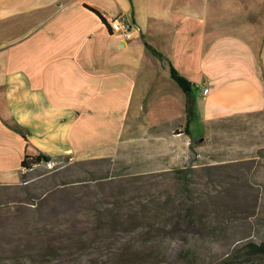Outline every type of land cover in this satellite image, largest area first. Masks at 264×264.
I'll return each instance as SVG.
<instances>
[{"label":"crops","instance_id":"1","mask_svg":"<svg viewBox=\"0 0 264 264\" xmlns=\"http://www.w3.org/2000/svg\"><path fill=\"white\" fill-rule=\"evenodd\" d=\"M117 17L138 31L113 34ZM172 69L190 85L188 135ZM261 113L264 0H0V184L26 156L113 158L135 143L186 164Z\"/></svg>","mask_w":264,"mask_h":264},{"label":"rangeland","instance_id":"2","mask_svg":"<svg viewBox=\"0 0 264 264\" xmlns=\"http://www.w3.org/2000/svg\"><path fill=\"white\" fill-rule=\"evenodd\" d=\"M191 131L199 139L202 125ZM150 148L135 143L113 158L50 157L22 169L16 183L0 184V264H116L113 250L98 249L111 240L93 229L107 219L101 211L129 215L155 199L193 202V219L205 227L182 230L163 243L165 251L138 264H222L228 258L246 264L244 246L264 242V113L216 129L192 146L186 164L165 166ZM189 164L196 169L187 187H176L164 173ZM250 260L264 264V256Z\"/></svg>","mask_w":264,"mask_h":264},{"label":"trees","instance_id":"3","mask_svg":"<svg viewBox=\"0 0 264 264\" xmlns=\"http://www.w3.org/2000/svg\"><path fill=\"white\" fill-rule=\"evenodd\" d=\"M152 52L156 56L161 57V55L154 50H152ZM171 76L186 95L185 133L188 135V126L193 105L190 85L173 69L171 70ZM15 129L21 132L20 129ZM49 160L50 157L42 154H38L33 157L26 156L21 163V168L23 170H29L33 165H38ZM209 167L213 166H201L200 169L207 170L210 169ZM194 169H196L195 165L189 164L181 168L164 171V173H167V175L171 177V180L176 187H187L189 185V177L195 174ZM137 179L141 178H134V180ZM149 203L147 205L148 207L145 209L129 215L120 213L119 211L112 215V209H104L101 211L100 214L106 216L107 219L98 221L94 225L93 229L96 232L107 233L111 237V240L109 242H104L98 249L108 251L113 250L116 264H138L137 262H139V259L144 255L158 256L165 251L166 247L163 243H165L169 238L174 239L177 237L182 230L194 229L198 233L204 230L205 224L199 225V223L193 219L192 215L196 207L193 202L189 203L188 206L184 205V202H177L175 199L165 203H159L157 199H155ZM182 209L185 212L183 216H181L180 213ZM164 211H169L171 216L169 218H165ZM124 216L127 217L124 218ZM142 220L146 222L142 223ZM124 222L129 223L127 228L123 227L125 225ZM122 233L129 234V236L125 240L120 239L118 235ZM244 249H246L245 255L247 256L246 264H263L252 262L250 258L255 256H264V242L260 244H255L253 242L247 243L244 246ZM186 251L187 252L182 254V256L188 258L189 253L191 252V247H188ZM178 253L180 254V251L177 252V254ZM222 264L240 263H234L231 258H228Z\"/></svg>","mask_w":264,"mask_h":264},{"label":"built area","instance_id":"4","mask_svg":"<svg viewBox=\"0 0 264 264\" xmlns=\"http://www.w3.org/2000/svg\"><path fill=\"white\" fill-rule=\"evenodd\" d=\"M115 19L114 29H110L111 32L117 36L129 37L132 31H138L137 26L132 25L130 22L126 21L122 17H117ZM203 93H207V90L204 89Z\"/></svg>","mask_w":264,"mask_h":264},{"label":"bare ground","instance_id":"5","mask_svg":"<svg viewBox=\"0 0 264 264\" xmlns=\"http://www.w3.org/2000/svg\"><path fill=\"white\" fill-rule=\"evenodd\" d=\"M115 27V20L110 22V29H114Z\"/></svg>","mask_w":264,"mask_h":264}]
</instances>
